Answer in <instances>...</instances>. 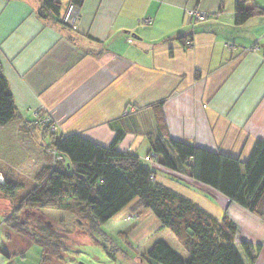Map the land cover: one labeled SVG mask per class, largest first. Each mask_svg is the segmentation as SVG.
I'll return each mask as SVG.
<instances>
[{
	"label": "crops",
	"instance_id": "1",
	"mask_svg": "<svg viewBox=\"0 0 264 264\" xmlns=\"http://www.w3.org/2000/svg\"><path fill=\"white\" fill-rule=\"evenodd\" d=\"M56 1L61 21L77 0ZM43 2L0 0V66L17 108V116L0 127L24 121L16 131L29 136L26 123L32 125L40 111L56 126V137L78 134L107 147L122 133L116 149L147 165L150 137L157 133L154 107L161 104L175 140L242 162L264 141V12L235 25L234 0H81L74 26L65 28L56 17L38 15ZM247 7L263 11L264 0H250ZM190 10L207 13V20L193 22ZM36 162L37 173L49 164L42 151ZM153 170L158 184L235 225L244 264H264V217L187 172L159 164ZM134 202L114 217L127 209L123 222L136 219ZM112 219L105 223L111 233L119 230ZM242 242L258 247L252 263ZM34 244L41 248L37 264H44L43 243L9 231L0 241V264H25V251Z\"/></svg>",
	"mask_w": 264,
	"mask_h": 264
},
{
	"label": "trees",
	"instance_id": "2",
	"mask_svg": "<svg viewBox=\"0 0 264 264\" xmlns=\"http://www.w3.org/2000/svg\"><path fill=\"white\" fill-rule=\"evenodd\" d=\"M249 1L234 0L235 25L264 12L248 8ZM80 2L74 1L77 6ZM59 10L58 1L44 0L38 15L43 19L56 17V22L66 28L58 19ZM154 110L157 133L150 137L147 158L153 155V163L171 171L187 172L192 179L214 188L231 202L264 217L263 140L255 143L249 158L242 162L171 138L166 131L161 104ZM16 116L17 108L0 66V126ZM43 118L45 115L38 111L33 122H38L43 135L50 138L46 151H50L51 162L35 176L34 186L18 204L17 215L23 208L70 209L74 202L88 230L97 233L101 232V224L135 200L134 210L151 211L159 228L171 230L188 253L182 257L166 242L158 241L146 253L151 261L160 264H244L234 244L235 225L226 216L216 220L187 198L158 184L153 170L155 164L149 162L148 166L136 154L116 149L122 133L106 147L78 134L56 137L55 131H50V121L39 123ZM7 176L3 175L5 181L0 182V192L12 199L22 184L7 180ZM7 222L5 219L7 229L16 231L17 226ZM8 234L7 231L5 238ZM241 247L252 263L258 247L247 242H242Z\"/></svg>",
	"mask_w": 264,
	"mask_h": 264
},
{
	"label": "rangeland",
	"instance_id": "3",
	"mask_svg": "<svg viewBox=\"0 0 264 264\" xmlns=\"http://www.w3.org/2000/svg\"><path fill=\"white\" fill-rule=\"evenodd\" d=\"M45 116L47 122L50 121ZM37 123H26L31 129L27 132L32 131L29 136H24L22 129L16 131L26 126L24 121H15L14 126L0 127V173L2 177L8 175L7 180L22 184L12 199L0 192V241L10 230L5 223L7 219L10 225L17 226L15 232L25 241L38 239L45 245L44 264H61V259L67 264H160L146 256L147 251L158 241L166 242L182 257L187 256V251L175 235L166 228H159V222L152 212L142 208L136 219L129 218L123 222L122 215H125L127 209L114 217L112 221L119 230L113 233L107 232L105 223L101 224L103 234L88 230L82 213L72 216L68 212L61 213L53 209L23 208L17 215L20 200L34 186L39 151L51 162L50 151H46L45 145L50 138L43 135ZM146 163L149 165V162ZM71 205L72 209L77 210L74 202ZM40 249L38 244L28 245L25 264H37Z\"/></svg>",
	"mask_w": 264,
	"mask_h": 264
},
{
	"label": "built area",
	"instance_id": "4",
	"mask_svg": "<svg viewBox=\"0 0 264 264\" xmlns=\"http://www.w3.org/2000/svg\"><path fill=\"white\" fill-rule=\"evenodd\" d=\"M48 14H51V12L49 11ZM79 14V7L74 3V1H71L66 13L64 14V16L62 17L61 22L63 24H65L66 26L69 27H73L74 26V22L77 19ZM189 14L193 20V22H203L205 20H207L208 18V14L205 12H201V11H197V10H190ZM144 22H150V19H144ZM185 46L186 47H191L192 46V41L191 40H187L185 42ZM251 49H259L257 45H253L251 46ZM37 112L38 111H34V116L37 117ZM47 118L45 116V119L43 118L42 121L40 120L39 123L40 124H45L47 122ZM50 131L54 132L56 130V126L54 124H50ZM151 159H149V162L151 163V165H154L155 163H153L152 158L154 157L153 155L150 156Z\"/></svg>",
	"mask_w": 264,
	"mask_h": 264
},
{
	"label": "bare ground",
	"instance_id": "5",
	"mask_svg": "<svg viewBox=\"0 0 264 264\" xmlns=\"http://www.w3.org/2000/svg\"><path fill=\"white\" fill-rule=\"evenodd\" d=\"M1 181H3L4 179L3 178H0Z\"/></svg>",
	"mask_w": 264,
	"mask_h": 264
}]
</instances>
